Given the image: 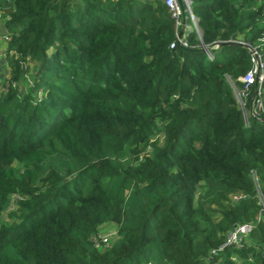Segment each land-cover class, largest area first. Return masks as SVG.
<instances>
[{
  "label": "trees",
  "instance_id": "trees-1",
  "mask_svg": "<svg viewBox=\"0 0 264 264\" xmlns=\"http://www.w3.org/2000/svg\"><path fill=\"white\" fill-rule=\"evenodd\" d=\"M191 8L200 33L170 46L161 0H0V264H264V74L246 121L228 42L264 60V0Z\"/></svg>",
  "mask_w": 264,
  "mask_h": 264
},
{
  "label": "built area",
  "instance_id": "built-area-1",
  "mask_svg": "<svg viewBox=\"0 0 264 264\" xmlns=\"http://www.w3.org/2000/svg\"><path fill=\"white\" fill-rule=\"evenodd\" d=\"M163 3L167 6L171 17L174 19V34L175 37L170 42V46H174L175 44H180L182 46L188 45V40L186 37L187 31L189 29L194 28L196 32L200 33V28L198 26V17L193 13L191 8L192 0H161ZM7 37V36H5ZM234 41H237L241 44H244L247 46L250 54L251 59V66L248 68V70L245 72L244 75L240 76V79L244 81L243 87H238L231 79H229L230 84L232 88L234 89L235 93L240 96L239 102L242 105V108L244 109L245 114V120L247 121V115L253 114L255 116L258 114V110L260 108V111L262 110V100L258 95L254 97V105H251L249 108V112L246 113V109L244 107V101L242 99V96L246 94V90L251 84L258 85L263 77L264 74V60L261 57L260 52L258 51V48L252 44H250L248 41L243 39H231ZM206 50V54L209 58L212 57V52L210 51V47L207 45L203 46ZM259 88V87H258ZM235 198H238L239 195H235ZM261 197V196H260ZM261 208L264 209V199L261 197ZM251 224L248 223H236L233 225V227L227 232L225 243H230L235 246L239 245L241 243V239L243 235L250 229ZM105 241L107 238H103ZM219 246L218 248H221ZM214 251V250H212Z\"/></svg>",
  "mask_w": 264,
  "mask_h": 264
},
{
  "label": "rangeland",
  "instance_id": "rangeland-1",
  "mask_svg": "<svg viewBox=\"0 0 264 264\" xmlns=\"http://www.w3.org/2000/svg\"><path fill=\"white\" fill-rule=\"evenodd\" d=\"M6 31L7 30L4 27V18L0 17V89L3 88L7 78L9 77V70L6 65L7 63L5 57L3 55L7 40V37H5L7 35H4L7 34ZM26 80L28 81L29 78H27ZM236 98L237 100H239L240 96L236 94ZM116 228L117 225L115 222H105L101 224L98 228L97 236L93 238L97 246L103 247L105 245H110V243L115 239ZM103 238H107V240L105 241Z\"/></svg>",
  "mask_w": 264,
  "mask_h": 264
},
{
  "label": "water",
  "instance_id": "water-1",
  "mask_svg": "<svg viewBox=\"0 0 264 264\" xmlns=\"http://www.w3.org/2000/svg\"><path fill=\"white\" fill-rule=\"evenodd\" d=\"M228 42H236V41H234V40H228ZM263 214H264V209L260 208V213L258 215L259 218H261Z\"/></svg>",
  "mask_w": 264,
  "mask_h": 264
}]
</instances>
